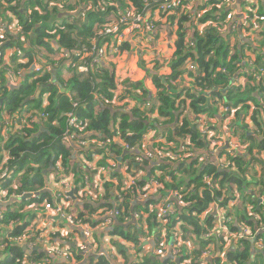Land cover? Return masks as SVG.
<instances>
[{
    "label": "trees",
    "instance_id": "16d2710c",
    "mask_svg": "<svg viewBox=\"0 0 264 264\" xmlns=\"http://www.w3.org/2000/svg\"><path fill=\"white\" fill-rule=\"evenodd\" d=\"M125 1L128 10H137L139 13L145 12L148 4L153 6L151 0L148 2L145 0L0 1L7 3V6L0 3V25L15 22L22 30L20 34L2 33L0 30V142H3L0 154L1 152L7 154V163L4 165L5 170L4 167L2 168L1 175L5 173L6 176L11 173L9 178L6 177L8 182L3 186L6 187L5 199H10L11 203L7 205L3 212V220L0 221V246L4 247L3 250L7 254L0 259V264H25V262L58 264L57 258L48 249L53 247L51 243L60 242L61 247L70 246L62 242L66 240L59 239L60 234L57 238L50 234L49 237H45L41 231L35 230L32 225L35 214L29 222L26 220L17 225L15 223L25 219L20 212L26 205L43 208L42 205L45 203L54 204L51 194L45 191L47 176L50 172H56L60 178H63L64 176L57 170L60 166L66 169L65 175H72L73 181L74 174L69 170V161L74 155H81L87 163L96 165L95 173H91V176L86 175L94 192L82 193L81 199L76 197L85 176L82 184L73 185V196L79 201L78 203H83L80 208L89 210L88 218L83 214L78 217L76 215L83 226L100 229L105 222L104 220L97 222L95 219L106 216L114 209L131 210L141 216L139 220L130 218L128 222L117 217L112 225L104 230L100 229L99 238L107 235L111 247L117 250L115 258L125 261V264H176L174 262L176 259L161 256H156V259H152L151 256H140L139 260L132 261L127 255L126 245L140 248L141 251L146 243L151 242L153 250L159 247L156 240L160 241L162 237L166 241L170 240L174 238L176 231H179L184 242L187 243V237L190 236L198 243V246L191 250L190 255H187L186 250L182 248L181 264H247V258L251 255L250 250L253 247L250 241H244L241 249L229 251L225 257H218L217 254L221 253L225 244L213 240L209 242L213 246V255L201 260V252L209 244L202 239V236L212 228V219L208 216L205 221L198 223V218L205 216L210 205L215 202L220 207H226L232 193L229 198L227 195L233 192L239 195L241 208H244V216L239 224L256 226L253 220L247 218L245 206L247 203L256 205L257 199L253 203L250 201L256 196H264V177L259 174L264 171V161L260 159L264 156V75L258 81L255 78L259 75L257 69L264 67V28L253 36L256 39L254 41L248 38L245 43L233 42L237 41L234 39V35L236 37L234 31L222 33L227 26L228 12L225 11V7L218 6L219 2L214 0L205 2L193 11L184 10L188 5L182 0L181 8L174 14H159L167 16L168 21H171L170 26L176 31V42L171 74L159 75L158 67H155L153 72L148 71V76L151 77L156 89L155 103L142 84L126 81L121 85L113 75L111 67H103L102 64L98 68L91 69L87 74H81L78 70L77 58L70 61L62 59L60 67H63L66 61L68 70L72 73L71 79L66 82L62 79L61 70L56 68L57 65L52 67L51 72L44 71L37 74L33 71L32 66L36 64V58L40 54L44 55L46 63L54 64L51 61L53 56L70 53L81 46H90L91 43H95L98 47L102 46L104 37L101 32L109 25L108 15L117 10L123 11L126 6ZM89 5L92 8L89 9ZM101 8H104V11H101ZM199 12L202 13L198 15ZM249 12L243 25L244 29L248 31L255 24L260 28L264 11L260 8L258 13L257 6H253ZM61 14L68 16L59 18ZM209 22L211 24H208ZM201 25L204 28L199 30L198 26ZM188 29L192 35L187 39ZM189 42L192 43V47H188ZM119 47L122 52L128 48V44L123 43ZM11 48L18 54L22 53L26 58L24 63L13 66L14 71H11L9 63L3 60L5 50ZM247 51L255 55L254 60L247 56ZM18 54H15L16 60ZM244 58L252 60L253 66H248ZM188 63L195 67V74L190 73L187 68L184 69ZM21 68L27 69L28 73L20 85L12 86L8 79L12 83L13 78L7 74L6 69L17 73V69ZM246 69L251 73L246 74L244 72ZM185 74L192 80L193 89L175 87V81ZM242 76L247 79L244 87L236 84ZM120 86H124L122 95L118 94L121 90ZM196 88L200 89L196 90ZM60 90H63V93L60 94ZM129 97L134 98L136 106L127 110L129 104L126 100ZM74 103L77 104L75 116L83 123L86 139L95 142L85 150H79L74 145L67 148L61 144L67 125L65 114L73 109ZM226 107L234 112L239 109L234 115L237 117L235 127L240 131V135L235 139L245 140L246 150L240 154L231 153L226 146L219 148L217 159L221 163L217 165L207 154L210 144L200 133L196 118L199 115L204 118L207 114L212 117L217 116L220 110ZM24 112H33L37 116L36 121L29 124L27 120L8 139L3 137L4 120L7 118L10 128L13 129L15 122ZM40 113H45L48 117L40 118ZM245 114H247L246 119H249L255 127L254 136L248 134V127L244 124ZM220 117L226 123L230 116L224 118L221 114ZM170 124H173L172 129H169ZM163 127L168 128L167 131L162 132L163 135H160L164 143L153 144L151 147L169 149L173 156L163 161L145 160L138 163L136 158L141 153L144 134L148 129L155 132ZM114 138L119 139L113 142ZM126 146L133 148L137 153L125 154ZM181 146L184 150H181ZM90 153H95L96 157L92 158ZM205 157L209 159L205 161ZM113 161L117 162L120 168L126 167V174L133 177L139 178L142 173L148 171L149 177H156L155 180L161 184V189L147 200L136 201V192L139 188H143L145 182V178L142 180L139 178L136 187L128 189V193L124 196V204H119L118 198L114 199L113 193L123 185L120 173L116 170L112 172L118 179L117 184L109 182L108 179L111 177L107 175L96 174L101 166ZM253 163L259 164L262 169L251 171L250 166ZM75 171V184H78L81 180V169ZM206 177L216 181L214 189L211 190L205 185ZM13 182L17 184L15 188H12ZM252 186L256 191H251ZM97 190L101 193L98 191L97 201L93 202L92 198L95 197ZM171 192H183L184 205L180 206L175 200H171L175 214L160 218L156 211H151V208ZM36 193L38 196L34 197ZM26 194H33L34 198L27 199L24 197ZM14 202L15 206L19 204V209L8 208L10 205L13 206ZM92 203H97L98 208ZM254 212L263 217L264 206L260 205L259 212L255 209ZM11 224H15L12 230ZM30 233L42 240L48 238L45 249L39 245L37 249L24 251L23 246L13 242L14 238L28 236ZM259 237H263V234H259ZM94 239L98 240L95 237ZM93 242L100 247L94 240ZM104 249L99 251L104 252ZM69 253L71 256L69 264L71 260L76 264H83L82 260L86 255L80 253L76 247L73 249L70 246ZM256 254V260L260 261L264 252L256 251ZM107 255L104 253L103 256L98 257L87 256L84 264H116V260Z\"/></svg>",
    "mask_w": 264,
    "mask_h": 264
},
{
    "label": "built area",
    "instance_id": "2783aa9c",
    "mask_svg": "<svg viewBox=\"0 0 264 264\" xmlns=\"http://www.w3.org/2000/svg\"><path fill=\"white\" fill-rule=\"evenodd\" d=\"M65 1V0H64ZM149 0H145V2H148ZM187 3V8L191 7L195 0H184ZM252 1V0H251ZM182 0H151L150 3L153 4L151 6L150 4L147 5V9L145 12H134L133 9H129L126 13L122 14L118 20H116L115 23L109 24L107 27H105L101 35L103 37H113L116 40V47L120 46L124 41L127 33H132L134 31H144V33L147 35V39L151 40L152 35L155 31V21H154V15L159 14H174L177 12L181 6H182ZM253 2V1H252ZM254 3V2H253ZM255 6V5H254ZM88 8H92L91 5L88 6ZM101 11H104V8H101ZM250 11V9H249ZM148 13V17L145 18L144 14ZM83 16V15H82ZM1 32H7L10 34H20L22 32L20 25L14 23H2L0 25ZM253 41L254 39L251 38ZM188 47H192V43H187ZM20 55V54H19ZM61 58L65 60H72L74 58H77L79 61L78 70L81 74H87L91 69L98 68L100 64L103 63L104 56H105V49L102 46H97L95 43H91L90 46H81L77 50L71 51L70 53H63L60 55ZM20 57H23V54L20 55ZM248 63V66H253L252 60H246ZM187 69L195 74L196 70L195 67L188 63ZM11 70V69H10ZM52 66L51 65H35L33 66V71H35L37 74L47 71L51 72ZM7 71V74L12 77L16 78V76L19 75V72L13 73L11 71ZM246 74H250L251 71L249 69H246L244 71ZM259 75H256V80H260V77L264 75V68L258 69ZM118 82V81H117ZM121 90L118 92V94L122 95V92L124 91V86H120ZM126 103L129 104L127 110L130 108H133L136 106V102L134 98H127ZM77 107V104L74 103L72 105V110L65 114L66 117V130L63 134V137L61 139V144L65 147L70 146H76L79 150H85L89 148L91 145L95 144L94 141H88L86 139V135L83 132V123L78 120V118L75 116V109ZM222 116L224 115V118H227L231 116L234 113V110H229L228 107L222 108ZM48 115L45 113H40V118H47ZM37 119V116L33 113H26L24 112L21 118L15 122V126L13 129L10 128V122L6 118L4 120V128H3V137L7 138L12 135L18 128H21L23 124H25L28 120L29 124H32ZM196 124L199 125L200 133L203 137L206 138V140L210 144V150L209 158L214 159V162L218 165L221 162L217 159L218 155V149L222 148L223 146H226L228 150L231 153H240L241 147L245 148L244 144H242V140H238L235 138H224L222 135H217L216 132L207 127L205 124L204 119H197ZM207 127V128H205ZM119 138H114L113 142H116ZM164 143V141H163ZM100 145H103V143H100ZM125 150L127 152L131 153H137L133 148L125 147ZM181 150H184V147L181 146ZM206 154V155H207ZM92 158L96 157L95 153H90ZM173 156L172 152L169 151V149H162L160 147H150L147 148L143 144L141 153L136 158V161L138 163H142L145 160H155V161H163L167 158H170ZM193 156V155H190ZM208 157H205V161L209 159ZM251 171H256L259 169V164L253 163L251 164ZM58 172L63 175V178H59L56 181V190L53 191L51 197L54 202V206L50 203L43 204V208L45 210H52L53 214L55 216H62L64 217L69 226H77L78 229L81 232V236L84 237L87 241L79 242L76 245V249L80 251L83 255L87 254H96L97 256H103L104 252L99 251V247H97L93 240L91 241V233L90 231L85 228L81 221L77 220L76 215L70 214L65 215V210L70 206L71 200L73 199L76 201L75 197L73 196V181H72V175H65V168H60V166L57 167ZM116 170L120 173V180L123 181L122 187H120L119 190L114 191V199L118 198L119 204H124V196L128 193V189L131 187H136V184L138 182L137 177H133L130 174H126V167L120 168L119 164L117 162H108L106 166L100 167V173L105 174L109 177V182L117 184L118 179L113 176L112 172ZM11 173L6 174V177L9 178ZM156 177L147 178L144 182L143 188H139L136 192V201H144L147 200L150 196H154L158 193V190L161 189V184L155 180ZM204 183L209 189H214L216 185V181L213 180L211 177L204 178ZM71 180V181H70ZM55 185V184H54ZM90 183L87 177L84 178L83 185L80 188L78 192V196H76L78 199H81L82 193L88 194L91 192H88L87 190L90 188ZM117 187V186H115ZM232 193L231 197L230 194ZM185 194L182 192H171L167 194L165 197L161 198V201L159 204H156L152 206L151 211H156L157 216L160 218L173 216L175 214L174 204L171 202V200H175L178 205L183 206L184 203L182 201V198ZM227 197L229 199L226 207H220V205L215 202L212 205H210L211 208V214H212V228L207 232L211 233V235H207V238H205V233L202 236V239L209 243L213 242V240H216L218 242H224V248L228 247L229 245H233L235 249H241L242 244L244 241H250L253 245H255V250L258 252H264V216L261 217L260 215L256 214L254 212L255 203L252 205L250 203H247L246 208V216L249 220H253L256 224L254 227H249L246 223L236 224L234 219L230 216L231 211L230 208L236 206L237 201L240 200L239 195L233 192H229ZM93 201H96L97 196L92 198ZM6 199L2 200L0 199V202L5 201ZM220 201V200H219ZM218 201V202H219ZM79 202V201H77ZM251 203L255 202L254 200L250 201ZM256 204L258 206L263 205L264 206V198L258 199ZM256 210V209H255ZM3 212L5 210H0V221L3 220ZM118 218H122L124 222H128L130 218L133 219H140V215L137 213L132 212L131 210H111L107 213V215L103 218L105 225H102L100 227L101 230H104L107 226H110L113 224V220ZM234 223V224H233ZM219 227V231L217 232L216 229ZM237 228V229H236ZM263 234V237H259V234ZM174 238H171L170 240L162 239L160 241L156 240V243L159 244L158 248H153V255L154 256H161V257H171L172 260L176 258H180L182 248L188 247V250H186V254L190 255L191 249H189V245L183 241L182 233L179 231H176V233L173 235ZM13 242L25 247L27 250H32L33 248L40 246H45L48 243V240H42L39 237H36L35 234L30 233L28 236L22 235L21 237L14 238ZM52 253L55 256L63 257L64 260H66L69 263L70 253L69 249H59L57 247H52ZM213 246L212 244H208L206 249L201 252V260H206L210 258L213 255ZM207 253V254H206ZM218 257H223V254H217ZM214 258H217V256H214ZM46 263H48L46 261ZM186 263V262H184ZM25 264H36L33 262L26 263ZM70 264H76L73 260L70 261Z\"/></svg>",
    "mask_w": 264,
    "mask_h": 264
},
{
    "label": "crops",
    "instance_id": "0c3cea01",
    "mask_svg": "<svg viewBox=\"0 0 264 264\" xmlns=\"http://www.w3.org/2000/svg\"><path fill=\"white\" fill-rule=\"evenodd\" d=\"M215 2H219L220 5L218 6H223L225 7V11L228 12V16H227V26L225 29H223L222 33H227V32H231L234 31L236 33V37L234 35V39L237 41H233V39L231 38V40L233 42H237V43H242V42H246L248 40V38H253L254 40L255 37H253L256 33L261 32L262 28H264V17L261 18V27L259 28L258 25H254V27L248 31H246L244 29V22L247 19L249 12L245 10V8H247L248 6V0H214ZM254 3L253 5L257 6L258 9V13L260 8L264 11V0H252ZM205 2H209V0H195L194 3L192 4L191 7L189 8H184L189 10V11H193L196 7L198 6H202ZM125 8H123V11L121 10H117V12H111L108 17V24H113L116 22V20H118V18L127 12L128 10V4L125 1ZM134 12H137V10H134ZM202 12H199V14H201ZM68 15H64L61 14L59 18L61 17H67ZM144 17L147 18L148 17V13L146 12L144 14ZM195 20V19H194ZM154 21H155V31L152 35L151 40L147 39V35L144 33V31H134L132 33H127L126 34V39L123 42L124 44H128V48L125 49L124 51H120L119 50V46L118 48L116 47V40L113 37H104V39H102V47L105 49V56H104V60H103V67H111V71L113 73V75L115 76L116 80L118 81L119 84H123L126 81L129 82H134V83H140L142 84V86L151 94L152 98H153V103L156 102V89L153 86L151 77L148 76V71H152L154 70L155 67H158V74L161 76H169L171 74V65H172V60H174V52H175V42H176V31L170 26L171 21H168V17L167 16H162L159 15V13L157 15H154ZM208 24H211L210 22ZM202 28H204L203 25L198 26L199 30H202ZM96 31V30H95ZM244 31V32H243ZM192 32L188 29L186 31V38H190ZM122 43V44H123ZM16 53L13 48L11 49H7L4 52V57L3 60L9 63V67L11 68L12 71H14L15 69H13V66H16L20 63H24L26 61V58L24 57H18L17 56V60L15 57ZM22 54V53H21ZM1 55V54H0ZM19 55V54H18ZM247 56L251 59H255V55H253V53L251 51H247ZM63 58H61V56H53L51 58V61L54 64L51 63H46L44 60V55L40 54L37 58H36V64L34 63L33 66L35 65H51L52 67L56 66V68H59L61 70V74H62V79L66 82L69 79H71L72 73H70V70H68V63L64 62L63 63V67H60V62L62 61ZM244 62H246V59L244 58ZM32 66V67H33ZM187 66H184V69H186ZM260 68H264V67H260ZM258 68V69H260ZM257 69V70H258ZM19 72V75L16 76V78H13V82L10 83V79L9 80V84H11L12 86H18L22 83L23 79L25 78V76L28 73V70L25 68H21V69H17ZM53 70V68H52ZM188 70V69H187ZM189 71V70H188ZM190 73H192L191 71H189ZM194 74V73H192ZM12 78V77H11ZM175 87L178 89L181 88H191L192 87V80L190 79V77H188L187 74L183 75L181 78H178L177 81H175ZM237 86L240 87H244L247 84V79L242 76L239 80H237L236 82ZM200 88H196V90H198ZM61 91V90H60ZM59 91V93L61 94V92ZM144 108H148V106H144ZM97 109V108H96ZM239 109L236 110V112ZM236 112H234L228 119V121L225 123V121L220 117L221 115V110L220 113L217 116H210V115H206V117H201V115H199L196 119H204L205 124L207 126H209L211 129H213L217 134L222 135L224 138H236L237 136L240 135V131H237L236 129V125H237V117L234 115ZM248 112V111H247ZM203 115V114H202ZM246 115L244 116V124L247 125L248 127V134L254 136L255 134V127L254 125L251 123V121H249V119H246ZM249 116V115H248ZM154 118L155 115H154ZM248 118V117H247ZM173 128V124L169 125V129ZM168 128H164L163 129H159L158 131H153L152 129H148V131L144 134V145L147 148H150L153 144H160L163 143V140L161 139L160 135H163L162 132L167 131ZM225 131H227V133H225ZM242 140V139H241ZM246 142V141H245ZM247 143V142H246ZM171 144V143H169ZM242 144H245L244 142H242ZM0 147H3V142H0ZM3 149V148H2ZM244 151L246 150V147L243 148ZM227 150V149H226ZM241 154V150L239 151ZM0 175L2 174V168L5 165V161L7 159V154L6 152H1L0 154ZM260 159L262 161H264V156L260 157ZM214 161V160H213ZM79 168L81 169V180L78 184H75V169H77V171H79ZM262 167L259 165V169L261 170ZM5 170V167H4ZM69 170H71L74 174L73 177V185L74 186H78L79 184H82V179L83 177H88L86 175L91 176V173H95L96 170V165L95 164H91V163H87L84 159L83 156L81 155H74L72 157V159L69 161ZM97 175H103L102 173H100V171L96 172ZM149 172L145 171L144 173H142L140 175L139 178H145L144 180H146L147 178H151L148 176ZM261 176L264 177V171H261L259 173ZM105 175V174H104ZM84 177V178H85ZM60 178V176L57 175L56 172H50L47 176V181H46V192H49L51 195L52 193H54L53 191L56 190V181ZM260 177H257V179ZM18 182V178L16 179ZM71 181V180H70ZM5 182H8V179L5 176V173H3V175L0 176V199L4 200L5 199V195H6V191L4 189H6L5 186ZM55 184V185H54ZM17 184H15V182L12 183V188H15ZM94 188L91 186L87 191L88 192H94L93 190ZM251 191L254 192L256 191V189L252 186ZM100 190V189H99ZM95 191V195H97L98 191ZM99 193H101V191H99ZM38 195L35 194L34 197H37ZM33 197V198H34ZM264 198V196H256L254 201L257 199H261ZM28 199V198H27ZM97 201V199H96ZM93 201V202H96ZM16 202V201H15ZM15 202L13 206H9L8 208L11 209H19L18 205L15 206ZM11 203V200H5L0 202V210H6L7 205ZM18 203V202H16ZM70 206L65 210V214H74L77 215V217L80 214H83L85 218H88V212L89 210H83L82 208H80L81 205H83V203H78L77 201H74L73 199L71 200ZM92 205L95 208H98V204L97 203H92ZM242 203L241 200L237 201L236 206L231 207L230 211L231 214L230 216L234 219V221L236 222V224H239L240 220L243 218L244 216V208H241ZM255 209L256 211L259 212L260 210V206H258V204L255 205ZM262 209V207H261ZM97 212V211H96ZM95 212V213H96ZM94 213V214H95ZM263 213V212H262ZM21 215L25 216V219H20L17 224H20L21 222H26V220L29 222L32 217L33 214H35V219L32 221V225L34 226L35 230H39L41 231V233H43V235L45 237H49V234L52 235V237H59L58 234H60L59 239L60 240H66V241H62V242H66L67 244H69L70 246L73 247V249L76 247V245L79 242H84L87 241L86 239H84V237L81 236V232L78 229L77 226H69L67 220L62 217V216H55L53 214L52 210H44L41 206H33V205H26L22 208V211L20 212ZM93 214V215H94ZM93 215H91V217H93ZM212 219V214L211 212L208 213L207 216H200L199 218L203 217L202 221H205V218H209ZM105 216L99 217L97 219H95V221L97 222H101L103 221V218ZM15 224H11V230L12 227H14L13 225ZM234 224V223H233ZM85 227V226H84ZM87 228L92 236V239L99 244V248L100 249H104L107 248L104 253L107 255L109 254L112 258H114L116 260V264H125V261H122L121 259H117L115 258V255L117 254V250L115 248L111 247V242L109 241V237H107V235H104L103 238H99L100 237V229H89ZM237 229V228H236ZM98 240H95L94 237ZM0 236H1V228H0ZM48 240V238H46ZM59 239H56L57 241ZM91 239V241H92ZM120 243H123L121 241H118ZM61 243H51V246H55L59 249H70V246H63L60 245ZM187 244L190 246L189 249H193L194 247L196 248L198 246L197 241H195L193 238H191L189 236V238L187 237ZM152 243H146V245H144V248L140 251V248H135L132 245H126V251H127V255L131 258V260L133 261H137L139 260V257H144V256H151L152 259H156V256L153 255V250L151 249L152 247ZM45 249V246H42ZM4 247L0 246V251L2 253H0V259L6 257V253L4 252ZM99 249V250H100ZM50 252H52V249H48ZM184 250H188V247H184ZM237 250L234 248V246L231 244L228 247H225L221 253L223 254V257L226 256V254L229 251H234ZM53 254V253H52ZM56 255V254H55ZM87 256H97L96 254H87L84 259L82 260V263H86V257ZM108 256V255H107ZM57 258V262L58 264H69L67 261H65L63 259V257L60 256H55ZM98 257V256H97ZM179 259V263L181 264L180 258H176ZM174 262H176L174 260ZM210 262V261H209ZM260 264V261L256 260L254 261V263ZM83 263V264H84ZM177 264V263H176Z\"/></svg>",
    "mask_w": 264,
    "mask_h": 264
},
{
    "label": "clouds",
    "instance_id": "9594fccd",
    "mask_svg": "<svg viewBox=\"0 0 264 264\" xmlns=\"http://www.w3.org/2000/svg\"><path fill=\"white\" fill-rule=\"evenodd\" d=\"M6 163H7V160L5 161V164ZM210 212H211V208H208V211L205 213V216H207L208 213H210ZM202 220H203V217L198 218V223L202 222ZM216 231L217 232L219 231V227H217ZM207 235H211V233L205 234V238H207ZM250 251H251V255H249L248 258H247V264H254V261H256V259H257V254H256V251H255V245H253V247H252V249ZM260 264H264V255H262L260 257Z\"/></svg>",
    "mask_w": 264,
    "mask_h": 264
},
{
    "label": "rangeland",
    "instance_id": "374dc122",
    "mask_svg": "<svg viewBox=\"0 0 264 264\" xmlns=\"http://www.w3.org/2000/svg\"><path fill=\"white\" fill-rule=\"evenodd\" d=\"M1 1V0H0ZM2 5H4V6H7V3L6 2H0ZM253 2L251 1V0H248V6H247V8H245V10L246 11H248V9H252L253 8ZM20 55H22V54H20ZM20 55H18V57L20 56ZM225 133H227V131H225ZM242 142H244V143H246L245 142V140H243L242 139ZM241 152H242V154L245 152L244 151V149H243V147H241ZM241 154V153H240Z\"/></svg>",
    "mask_w": 264,
    "mask_h": 264
},
{
    "label": "water",
    "instance_id": "95a60500",
    "mask_svg": "<svg viewBox=\"0 0 264 264\" xmlns=\"http://www.w3.org/2000/svg\"><path fill=\"white\" fill-rule=\"evenodd\" d=\"M64 15H66V14H64ZM61 93H63V90H61ZM127 153H129V152L126 151L125 154H127ZM36 195H38V193H36ZM24 197L25 198H31V197H33V194H26V195H24ZM35 249H37V247ZM23 250L25 251L27 249L25 247H23ZM170 259H172V258H170ZM175 261H176L177 264L179 263V259H176Z\"/></svg>",
    "mask_w": 264,
    "mask_h": 264
}]
</instances>
